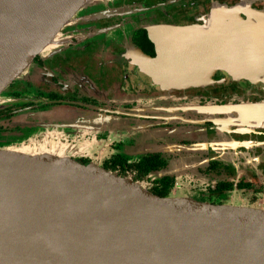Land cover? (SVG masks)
Here are the masks:
<instances>
[{"label": "water", "instance_id": "obj_1", "mask_svg": "<svg viewBox=\"0 0 264 264\" xmlns=\"http://www.w3.org/2000/svg\"><path fill=\"white\" fill-rule=\"evenodd\" d=\"M102 1L0 0V95L30 75L35 56L57 44L79 10ZM206 22L146 25L156 55L131 47L127 88L263 85L264 14L245 21L239 5H218ZM236 112L237 121L264 127V100ZM88 126L131 128L109 115ZM63 147L34 154L0 147V264H264V208L161 196Z\"/></svg>", "mask_w": 264, "mask_h": 264}, {"label": "flooded vegetation", "instance_id": "obj_2", "mask_svg": "<svg viewBox=\"0 0 264 264\" xmlns=\"http://www.w3.org/2000/svg\"><path fill=\"white\" fill-rule=\"evenodd\" d=\"M218 5H239L245 21L264 14V0H104L82 8L57 44L35 56L30 75L1 93L0 143L26 153L63 144L72 158L154 193L171 185L170 195L229 203L241 191L264 208V127L234 118L237 105L264 100V84L149 92L125 85L135 62L132 46L156 55L146 25L200 29ZM111 8L120 11L102 16ZM103 115L128 121L130 130L88 126Z\"/></svg>", "mask_w": 264, "mask_h": 264}, {"label": "rangeland", "instance_id": "obj_3", "mask_svg": "<svg viewBox=\"0 0 264 264\" xmlns=\"http://www.w3.org/2000/svg\"><path fill=\"white\" fill-rule=\"evenodd\" d=\"M25 77H27L26 75L25 76H23L22 78H25ZM250 87V86H249ZM4 99L3 98H1L0 99V101H3ZM4 134H6V133H4ZM8 138V136H6V137H4V139H7ZM7 143H0V147H3V146H5ZM262 185H256V187L257 188H260ZM180 194H183V192L182 191H179L178 192V194L177 195H180ZM250 195H252V194H249V193H246V194H242L241 193V191H235L234 193H233V195L231 196V199L229 200V203H234V204H246V205H251V204H249V196ZM261 198V200L264 198V196L263 197H260ZM259 199V198H258ZM257 199V200H258ZM260 199L256 202V203H258L259 201H261ZM223 201V200H222ZM251 206H253V205H251Z\"/></svg>", "mask_w": 264, "mask_h": 264}, {"label": "trees", "instance_id": "obj_4", "mask_svg": "<svg viewBox=\"0 0 264 264\" xmlns=\"http://www.w3.org/2000/svg\"><path fill=\"white\" fill-rule=\"evenodd\" d=\"M170 186L171 185H164L163 189L156 190L155 193H157L158 195H161V196H168V195H170Z\"/></svg>", "mask_w": 264, "mask_h": 264}, {"label": "bare ground", "instance_id": "obj_5", "mask_svg": "<svg viewBox=\"0 0 264 264\" xmlns=\"http://www.w3.org/2000/svg\"><path fill=\"white\" fill-rule=\"evenodd\" d=\"M30 153L34 154L33 152H30Z\"/></svg>", "mask_w": 264, "mask_h": 264}]
</instances>
